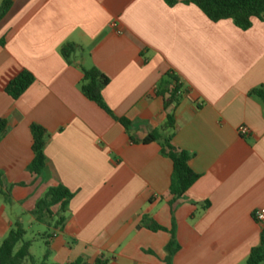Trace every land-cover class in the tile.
<instances>
[{
    "label": "crops",
    "instance_id": "1",
    "mask_svg": "<svg viewBox=\"0 0 264 264\" xmlns=\"http://www.w3.org/2000/svg\"><path fill=\"white\" fill-rule=\"evenodd\" d=\"M67 43L78 45L71 62L61 53ZM91 67L110 79L103 98L113 115L80 89ZM23 70L36 81L14 99L5 88ZM170 72L182 84L177 104L156 93ZM258 86L260 19L241 30L181 1L13 0L0 21V119L8 120L0 139V241L23 224L41 262L33 248L38 239L45 244L48 224L34 211L62 185L72 197L65 227L51 232L50 264L81 256L92 264L99 254L108 264H165L172 235L150 230L151 219L174 227L180 249L172 264H245L260 243L255 212L264 209V103L249 95ZM169 114L174 145L193 154L200 175L176 200L162 139L143 142L167 134ZM34 123L49 132L41 175L29 169Z\"/></svg>",
    "mask_w": 264,
    "mask_h": 264
},
{
    "label": "trees",
    "instance_id": "2",
    "mask_svg": "<svg viewBox=\"0 0 264 264\" xmlns=\"http://www.w3.org/2000/svg\"><path fill=\"white\" fill-rule=\"evenodd\" d=\"M169 5L179 1L194 4L211 21L231 20L236 27L241 30H248L252 26L254 18L264 21V0H166ZM13 5V0H3L0 3V21L7 15ZM78 45L67 43L61 53L68 62L77 50ZM36 81V77L28 70H23L18 76L11 80L6 86V92L14 99H19ZM110 79L96 67L84 68L83 78L80 82V89L90 100L95 101L101 108L113 115L112 110L107 106L103 98V90L109 84ZM182 84L178 76L170 72L163 76L156 86V93L166 98L165 103H178L182 94L179 91ZM249 95L264 103V86H258L250 90ZM119 121L128 128L130 121L126 118H119ZM8 128V120L0 119V139ZM34 159L29 169L34 174L41 175L47 167V156L45 147L49 132L43 125L34 123L32 125ZM167 134L161 136L159 132L151 133L144 139V143L161 141V150L164 155L173 162V173L171 178L170 194L174 200L183 197L191 186L198 180L199 174L192 170L190 166L193 154L187 150L174 145L173 135L175 131L174 119L172 115L167 116V123L163 129ZM7 199L10 195L5 193ZM72 192L62 185L52 187L48 193L37 204L34 214L39 221L48 224V231L41 235L45 239L47 253L41 262L35 259L31 253V247L36 239H27V230L23 224H19L12 229L8 236L0 245V264H50L51 255L50 238L53 237L52 229L64 228L67 217L69 200ZM59 206L57 211L53 207ZM148 228L152 231L168 230L171 232V239L166 245L167 256L165 264H172L174 254L180 249V244L176 239L174 227L168 229L165 226L151 219ZM264 262V226L260 234V243L251 249L245 264H261ZM109 258L105 254H99L92 264H108ZM67 264H87L85 257L81 256L75 261Z\"/></svg>",
    "mask_w": 264,
    "mask_h": 264
},
{
    "label": "rangeland",
    "instance_id": "3",
    "mask_svg": "<svg viewBox=\"0 0 264 264\" xmlns=\"http://www.w3.org/2000/svg\"><path fill=\"white\" fill-rule=\"evenodd\" d=\"M59 209V206H55L53 207V210L54 211H57ZM34 235L30 234L27 236V239H31L33 238ZM1 241H0V245H1ZM47 250V247L46 245L43 243V241L41 239H38V241L34 244V248H33V254L40 260H43L44 259V255H45V252Z\"/></svg>",
    "mask_w": 264,
    "mask_h": 264
},
{
    "label": "built area",
    "instance_id": "4",
    "mask_svg": "<svg viewBox=\"0 0 264 264\" xmlns=\"http://www.w3.org/2000/svg\"><path fill=\"white\" fill-rule=\"evenodd\" d=\"M113 26H115V24H113ZM182 93V90L179 91V94ZM239 132L243 135L247 134L249 132V129L248 127L246 126H242L240 129H239ZM255 218L257 220V222L259 224H261V226L263 227L264 226V209H260V210H257L255 212Z\"/></svg>",
    "mask_w": 264,
    "mask_h": 264
}]
</instances>
